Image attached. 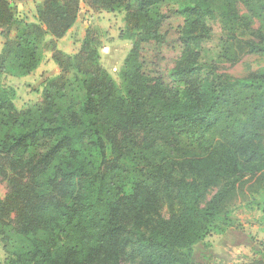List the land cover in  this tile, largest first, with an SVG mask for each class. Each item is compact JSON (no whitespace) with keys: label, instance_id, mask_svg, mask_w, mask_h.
I'll use <instances>...</instances> for the list:
<instances>
[{"label":"trees","instance_id":"obj_1","mask_svg":"<svg viewBox=\"0 0 264 264\" xmlns=\"http://www.w3.org/2000/svg\"><path fill=\"white\" fill-rule=\"evenodd\" d=\"M121 1L40 0L38 23H24L5 43L0 70L29 73L42 36L62 37L82 3L112 11ZM168 5L182 21L164 74L144 56L167 41ZM124 8L136 34L122 88L85 38L74 55L55 52L61 73L47 79L39 104L17 110L0 91L1 264H204L205 237L234 225L232 201L264 185V73L233 78L215 65L232 54L239 30L256 40H247L248 53L264 54V0H137ZM15 23L11 2L0 0V28L7 34ZM178 170L190 176L177 179Z\"/></svg>","mask_w":264,"mask_h":264},{"label":"rangeland","instance_id":"obj_2","mask_svg":"<svg viewBox=\"0 0 264 264\" xmlns=\"http://www.w3.org/2000/svg\"><path fill=\"white\" fill-rule=\"evenodd\" d=\"M14 8L17 23L12 25L9 33L0 28V59L5 43L15 40L24 23H38L37 5L40 0H9ZM137 4V0H122L119 7L110 11L102 7L90 8L84 3L73 26L60 38L53 39L50 34L42 36L39 42L38 63L25 75H19L16 70L8 66L0 70V91H5L12 99L17 110L32 107L42 102L44 89L49 80L61 73V68L53 58L57 50L65 51V55H74L81 50L85 38H92L99 54L100 65L110 74L119 88H122L121 71L124 61L132 49L136 31L127 28V11L124 6ZM165 11L169 18L163 27L167 31V41L164 45L152 43L145 52L147 68L153 71L166 73V67L177 56L179 47L175 42L177 27L182 19L174 15L172 5H168ZM241 14L244 12L240 11ZM250 26L254 29L261 28L258 20L250 19ZM260 26V27H259ZM54 40V44L49 43ZM237 39V40H236ZM232 45V54L225 58L216 59L215 65L218 72L224 76L233 78L248 75L251 72L264 73V54L247 52V40L251 39L244 30H239ZM256 42V40H254ZM72 72L74 70L70 69ZM68 75V74H67ZM125 168L131 170L133 164L125 161ZM190 176L184 170H178L175 178ZM134 176L130 175L129 180ZM258 187L257 193H245L246 196H238L229 206L232 225L224 234L212 233L205 237L204 243L209 247L205 249L206 261L204 264H247L255 258H264V188ZM246 187V186H245ZM7 191V183L0 178V198ZM170 207H164V213L170 211ZM218 224V223H217ZM218 226V225H217ZM220 226V224H219ZM224 227V226H220ZM231 228L236 229L231 230ZM230 230V231H229ZM241 230L243 233H239ZM245 236L252 238L250 245H242ZM254 248L258 249L256 252ZM260 252V253H259ZM263 255V257L261 256ZM6 255L3 243L0 239V264L4 262Z\"/></svg>","mask_w":264,"mask_h":264},{"label":"crops","instance_id":"obj_3","mask_svg":"<svg viewBox=\"0 0 264 264\" xmlns=\"http://www.w3.org/2000/svg\"><path fill=\"white\" fill-rule=\"evenodd\" d=\"M60 50V49H59ZM61 51H63V50H61ZM64 53H66L65 51H63Z\"/></svg>","mask_w":264,"mask_h":264}]
</instances>
